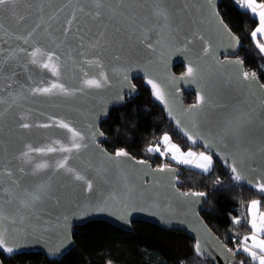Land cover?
Listing matches in <instances>:
<instances>
[{
  "label": "water",
  "instance_id": "obj_1",
  "mask_svg": "<svg viewBox=\"0 0 264 264\" xmlns=\"http://www.w3.org/2000/svg\"><path fill=\"white\" fill-rule=\"evenodd\" d=\"M28 2L30 8L23 2L17 8L26 17L20 23L7 11L0 13V100L4 101L0 103V189L10 193L0 191V210L9 217L0 224L8 229L6 238L14 248L11 253L0 250L8 255L41 252L58 259L75 247L78 225L101 219L132 231L134 220H145L186 231L195 244L200 243V253L214 264H241L235 250L202 216L206 197L182 195L199 191L180 187L178 164L158 171L164 165L155 166L152 160L138 158L125 149L118 151L128 153L127 157H116L117 151L104 146L109 137L101 127L112 107L124 105L127 96L138 95L134 78H142L153 91L148 83L151 79L165 96L163 102L155 95L154 99L177 130L184 134L187 131L223 166L235 162L245 177L239 183H264V88L260 87L264 83L256 72L255 81L243 79L244 72H253L248 71L240 55L244 42L219 10L221 0H212L211 4L208 0H138L130 8L125 5V14H131L134 20H105L106 37L95 49L91 45L104 25L84 13L77 12L72 30L67 36L62 34L71 13L81 6L85 11L92 9L91 0ZM41 6L43 11L39 12ZM157 9L168 15L167 28L158 27L165 23L159 17L153 19ZM213 12L219 13L218 19L227 25L238 44L220 31ZM53 13L56 18L49 20ZM41 17L44 23L28 43L17 39L26 35ZM154 24L159 36L155 32L149 36L155 51L140 42L143 28ZM114 25L121 26L123 34H116ZM200 36L214 46V57L203 56L204 41ZM156 39L161 42L155 44ZM34 51L35 57L31 55ZM48 55L53 56L51 61ZM33 59L37 63L33 64ZM236 60L243 63L236 64ZM190 62L200 68V78L194 83L184 76ZM45 63L55 64L59 75L44 68ZM177 64L184 65L183 73L175 71ZM101 72L107 77L101 88L84 83L100 79ZM53 84H62L74 94L63 95L58 89H53L54 94L32 91ZM188 92L194 93L195 101L187 102ZM198 95H203L205 102L200 108H192ZM240 119L251 120L244 135L235 138L227 134L229 121ZM61 122L79 132L84 139L78 142L87 147L71 153L60 151L62 146L72 147L73 139L71 132L58 126ZM23 123L30 127H20ZM29 146L45 151L30 152ZM48 148L57 150L47 152ZM65 156L69 157L65 168H57ZM37 164L48 167L38 170ZM68 167L85 180H76L66 171ZM8 171L11 177L6 174ZM86 181L93 185L90 192ZM31 192H42V199L30 210L20 208L19 200ZM21 215L27 217L23 224L19 222ZM12 218L16 224L11 223ZM0 264H4L1 256Z\"/></svg>",
  "mask_w": 264,
  "mask_h": 264
},
{
  "label": "trees",
  "instance_id": "obj_2",
  "mask_svg": "<svg viewBox=\"0 0 264 264\" xmlns=\"http://www.w3.org/2000/svg\"><path fill=\"white\" fill-rule=\"evenodd\" d=\"M219 10L229 27L244 42L240 55L248 71L258 73L264 83V54L251 35L258 26V18L236 0H221ZM174 69L178 73L185 71L183 64H177ZM134 81L139 87L138 95L127 96L124 105L112 107L108 119L101 123L109 137L103 143L106 148L112 151L125 149L138 158L152 160L155 166L176 164L157 151H148L164 134L171 135L185 149L205 150L176 129L142 78H134ZM186 95L188 103L195 101L194 93ZM214 161L209 172L180 165L179 185L185 190L206 193L202 216L235 250L240 262L255 264L247 253L238 250V244L251 231L245 217L246 206L259 199L264 210V193L235 181L229 167L215 158ZM234 219H239L240 223H234ZM132 226L133 230L128 231L101 219L78 225L74 232L75 247L58 259H51L41 252L8 255L0 250V256L4 264H214L196 252L194 239L184 230L164 228L145 220H134Z\"/></svg>",
  "mask_w": 264,
  "mask_h": 264
},
{
  "label": "snow or ice",
  "instance_id": "obj_3",
  "mask_svg": "<svg viewBox=\"0 0 264 264\" xmlns=\"http://www.w3.org/2000/svg\"><path fill=\"white\" fill-rule=\"evenodd\" d=\"M24 3V6L26 8H30L31 5L28 2V0H0V13L3 12H9V14L15 19L17 23H20L23 21L26 17L23 14H19L17 12V8L19 7L20 3ZM138 0H91L92 9L85 11V8L83 6L76 8L71 13V19H68L65 22V27L63 28V35L67 36L68 33L72 30L73 22L77 19V12L84 13L85 16L90 17L94 21H99L102 25H104V30H101L97 37L95 43L91 45L92 48H98L101 45V41H103L107 34V25L104 23L105 20L107 21H113L117 20V18H120V20H117V23H120V21H132L134 20V17L131 16V14L126 15V9L124 8L125 5H127L129 8L131 7L132 3H136ZM69 3H71V0H69ZM208 3H212V0H208ZM236 3L239 4L242 8L250 10L255 16L259 19L258 27L255 28L254 31H252L251 35L254 40H256L257 35L259 34L261 37H264V3H257L256 0H236ZM94 9V10H93ZM63 9H59L58 11H62ZM39 12L43 11L42 6L38 9ZM213 15L217 17V23L220 26V31L222 33H227L228 36L231 37V32L228 30L227 25L223 23L222 20H219V13L213 12ZM155 17H159L162 21L165 23L160 24L159 28H167L169 25L166 23L168 21V15L166 12L161 11L159 9L156 10L154 13L153 19ZM56 18V14L53 13L51 16L48 17L49 20H53ZM44 23L43 17L40 18V22L36 23L34 27L26 34L18 36L17 39L23 40L25 43H28L29 38L33 35V33L39 29L42 24ZM114 32L116 34H123L121 26H113ZM158 27L154 24L152 27H144L141 35L140 42L145 45L146 48L151 49L155 51V45L152 42V39L150 38L149 34L155 32L157 36H159ZM0 28H3V25L0 24ZM80 29L77 28V35H79ZM81 40L83 37H79ZM234 44H238L239 40L235 37H231ZM200 40L204 41V46L202 47V54L204 57L208 56H215L214 52V46L206 41L203 36L199 37ZM161 41L160 39H156L155 44H159ZM187 43H191V41H187ZM256 46L259 49L261 53H264V43H261L259 40H256ZM21 51H25L24 49H21ZM39 51V50H37ZM33 57L37 55V52L34 51L31 53ZM115 59H120L119 56L114 57ZM48 59L51 61L53 59L52 55H48ZM58 59V58H57ZM32 63L35 64L37 61L35 59L32 60ZM228 63H233L232 61H229ZM234 63L236 64H242L243 61L236 60ZM44 68H51L54 75H59V72L57 70V67L55 64H48L45 63L42 65ZM243 79L245 81H255L257 79L256 74L253 72L249 74L248 72H244ZM185 77L190 78V82H196L200 78V68L199 66H193V64L190 62L189 66L187 68V71L184 73ZM100 79H88L85 80L84 83L89 87L94 88H101L102 84L107 81V77L103 72L100 73ZM125 80H127V76L124 77ZM148 83L151 84L153 89V94L156 96L157 99L161 100L162 102L165 100V96L163 91L161 90L160 86L155 83L153 80L149 79ZM134 87V85L132 86ZM261 88H264V85H260ZM53 89H58L60 94L63 95H73L74 93L71 92L69 89L65 88L62 84H53L50 88H36L32 91L35 93H41V94H54ZM205 102V97L203 95L197 96V103L192 106V108H200L201 105ZM0 103H4L3 100H0ZM262 104H264V101H262ZM11 107V105H9ZM169 115H172L171 109H169ZM251 120H237L235 123L232 121H229L228 127L225 130L227 134L235 137L240 138L244 135L245 128L247 124H249ZM180 122L177 121V125L179 126ZM43 127H48L49 125H42ZM61 128L67 129L69 132L72 133V147H61L59 150L71 153L74 149L76 151H79L82 147H87V145H82L78 141H82L84 137L77 131H75L73 128H71L67 123H59L58 125ZM22 128H29L30 125L27 123H23L20 125ZM100 135H103V133H100ZM185 135L188 136L189 140H192L193 143H195V140H193L192 135H189L187 131H185ZM162 141L165 145H168L170 143V137L165 134L162 138ZM205 147H208V145H205ZM57 149L54 148H48L47 152H53ZM172 151V159L176 160L180 164H186V165H192L196 168L201 169L203 172H209L212 164H213V158L211 155L205 154V152H182L179 147L172 144L170 146V149H166V151ZM29 151H36L43 153L44 149H32L31 146H29ZM149 152L152 151H160V149L157 148H149ZM261 151L264 152V147L261 148ZM165 153L162 152L161 155H164ZM27 155V153L25 154ZM116 157H127L128 153L124 151H117L115 153ZM68 156H65L62 162H59L56 167L57 168H65L66 162L68 160ZM138 163H144L143 161H137ZM47 164H37L36 169H45L47 168ZM168 166L164 165L163 167L157 169L158 171H164ZM233 175V179L237 182L245 179L242 172L237 168L235 165V162L233 164L229 165ZM23 171V169H21ZM66 171L74 176L76 180L84 181L85 178L76 173L74 169L68 167L66 168ZM9 177H11L12 173L11 171H8L6 173ZM15 184L16 181H13ZM249 183H252L249 181ZM87 184V190L90 192L92 191V183L91 181H86ZM41 189L43 186H40ZM259 192L264 193V183L257 182L253 185ZM0 191L4 192L5 194H10L8 189H0ZM182 195H194V196H205V192H196V193H183ZM42 199V192H31L27 193L26 198H21L19 200L20 208L24 210H30L31 208L35 207V205ZM260 204V201L258 200H252L249 205V215L250 219L248 220V223L250 224L251 229V235H247L244 237L241 245L238 247V250H242L243 252L247 253L253 261H258V264H264V238H260L261 235H264V212L257 213L255 209H257L258 205ZM9 219L8 216H5L3 211L0 210V222ZM25 219H27L26 216L21 215L19 216V222L21 224L24 223ZM12 224H16L17 220L15 218L11 219ZM234 223L239 224V219H234ZM7 233L8 229L3 227L2 224H0V249L7 253L13 252L14 248L9 244V241L7 240ZM249 241L251 243H249ZM196 252L200 254L201 247L200 243L197 242L195 245ZM228 251L231 252V249ZM235 253H233L234 255ZM241 264H244L243 261H241Z\"/></svg>",
  "mask_w": 264,
  "mask_h": 264
},
{
  "label": "rangeland",
  "instance_id": "obj_4",
  "mask_svg": "<svg viewBox=\"0 0 264 264\" xmlns=\"http://www.w3.org/2000/svg\"><path fill=\"white\" fill-rule=\"evenodd\" d=\"M164 135H165V134H164ZM164 135H163V136H164ZM167 135L170 137V141H171V142H174L178 147L182 148L184 151L193 150V151H195L196 153H199V152H205V154H207V155H211L212 158H213V155H212L211 153H208V152H206V151L203 150V149H193V148L185 149V148H183L179 143L175 142V141L172 139V136H171V135H169V134H167ZM163 136H162L161 138L158 139V144L155 145L154 149L158 147V148L160 149V151H157V152H159V153L164 152V153H165V154L163 155L164 157H169V158L172 159V151H170V150L166 151V149H169V148L167 147V145H165V144L163 143V141H162ZM172 160H173V159H172ZM173 161H174L176 164H178L179 166H180V165H183V164L178 163L176 160H173ZM213 161H214V158H213ZM256 200H259V199H256ZM259 201H260V200H259ZM260 207H261V206H260Z\"/></svg>",
  "mask_w": 264,
  "mask_h": 264
},
{
  "label": "crops",
  "instance_id": "obj_5",
  "mask_svg": "<svg viewBox=\"0 0 264 264\" xmlns=\"http://www.w3.org/2000/svg\"><path fill=\"white\" fill-rule=\"evenodd\" d=\"M256 2L257 3H264V0H256ZM248 10V9H247ZM250 11V10H249ZM252 13V12H251ZM253 14V13H252ZM254 15V14H253ZM257 17V16H256ZM258 18V17H257ZM259 20V19H258ZM259 24V23H258ZM258 27V26H257ZM256 40H259L261 43H264V37H261L259 34L257 35V38H256ZM256 40H254L255 41V44H256ZM264 54V53H263ZM172 144H174V145H176L174 142H171L170 141V143L167 145V147L170 149V146L172 145ZM177 146V145H176ZM178 147V146H177ZM180 148V147H179ZM180 150L182 151V152H188V151H192V152H195V151H193V150H188V151H184L182 148H180ZM214 162L215 161H213V164H212V167H213V165H214ZM183 165H186V164H183ZM187 166H191V167H193V168H196V167H194V166H192V165H187ZM211 167V168H212ZM197 169H199V168H197ZM201 170V169H200ZM259 201V200H258ZM248 205H249V203H248ZM248 205L246 206V214H245V217H246V219H250V215H249V208H248ZM255 211L257 212V213H260V212H264V210H262V208L260 207V204L258 205V207H257V209H255ZM247 235H251V231L247 234ZM247 235H245V236H247ZM244 236V237H245ZM244 237L242 238V240L240 241V243L238 244V247L241 245V243H242V241H243V239H244ZM260 238H264V235H261V237ZM249 243H251L250 241H249ZM255 262V264H258V261H254Z\"/></svg>",
  "mask_w": 264,
  "mask_h": 264
}]
</instances>
